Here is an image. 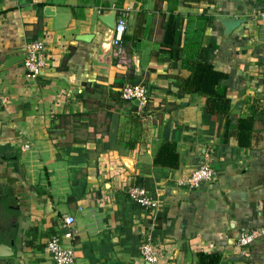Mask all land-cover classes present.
Listing matches in <instances>:
<instances>
[{
  "label": "crops",
  "instance_id": "1",
  "mask_svg": "<svg viewBox=\"0 0 264 264\" xmlns=\"http://www.w3.org/2000/svg\"><path fill=\"white\" fill-rule=\"evenodd\" d=\"M260 1L216 0L207 11L212 26L197 19L203 6L179 0L173 12L182 36L218 45L209 59L227 74L230 112L223 118L203 110L204 97L175 94L186 72L163 46L167 2L0 1V65L39 40L43 70L68 73L72 81L28 80L24 60L0 70V235L15 251L0 264H53L44 247L64 232V216L75 220L74 264H145L146 238L152 264H193L199 253H218L219 264H264ZM112 10L126 17V64L115 48H102L110 29L98 17ZM222 17L245 23L224 38ZM134 81L150 92L148 108L120 99L123 84ZM120 128L127 141L118 140ZM166 142L175 146V168L154 164ZM203 163L212 165L214 181L190 188L185 180ZM136 186L152 203L150 216L128 196ZM31 228L36 241L27 248ZM241 231L256 234L246 248L236 243Z\"/></svg>",
  "mask_w": 264,
  "mask_h": 264
},
{
  "label": "trees",
  "instance_id": "2",
  "mask_svg": "<svg viewBox=\"0 0 264 264\" xmlns=\"http://www.w3.org/2000/svg\"><path fill=\"white\" fill-rule=\"evenodd\" d=\"M159 1L167 2V10L170 13L163 46L169 48V54L173 61L180 62V70L186 72V76L179 79V81L175 84V94L179 96L198 95L204 97L205 105L203 110L206 113L221 118L228 117L230 112V101L227 96V88L223 83L227 78V74L215 70L209 59L210 52L216 50L218 45L213 40H209L205 43L202 40L203 37L200 38L198 35L187 37L185 34L182 36L181 32H179V20L175 19L173 16V12L175 11L179 0ZM215 1L216 0H183V3L185 6L190 7L203 6V11L197 19L201 20V22L205 25L212 26L216 23V21L214 17L207 13V11L215 4ZM260 4L263 6L261 7V12H264V0H261ZM200 32H203L202 28L197 30V33ZM127 83L139 84L135 81ZM147 93L148 101L144 106L145 108H148L149 100L151 98L148 90ZM132 104L135 105L134 102ZM247 123L248 121L246 120L240 121L239 132L244 131V125ZM128 139L129 135L120 128L118 140L127 141ZM154 164L161 166L165 165L171 168L176 167L177 161L175 146L173 143H163L154 159ZM34 230V228L29 230L31 238L24 241V247H32L33 243L36 241ZM220 260L221 256L218 253H199L197 261L193 264H219Z\"/></svg>",
  "mask_w": 264,
  "mask_h": 264
},
{
  "label": "built area",
  "instance_id": "3",
  "mask_svg": "<svg viewBox=\"0 0 264 264\" xmlns=\"http://www.w3.org/2000/svg\"><path fill=\"white\" fill-rule=\"evenodd\" d=\"M115 26L113 30H109L108 39L102 44V48L107 50L115 48L114 56L120 58V62L126 64L121 53V42L126 33V17L125 14L119 12L116 16ZM258 26L261 39L264 42V13L259 15ZM107 45L108 47H105ZM25 59L23 61L25 76L28 80H35L39 77L40 70L45 69V45L37 40L30 42L25 47ZM120 97L125 102H138L140 106H145L148 101L147 89L142 84L124 83L119 90ZM215 179V172L210 163H203L194 169L190 176L185 180V184L190 188H197L201 183H212ZM128 196L140 207L144 208L147 214H152V203L145 195V191L141 187H132L128 190ZM75 220L71 216H64L60 221V229L63 233L55 232L47 241L44 252L50 258L53 264H74V239L77 236L75 230ZM256 239L254 232L241 231L237 237V246L246 248L250 246ZM140 256L148 263L155 261V254L149 239H144L140 245Z\"/></svg>",
  "mask_w": 264,
  "mask_h": 264
},
{
  "label": "water",
  "instance_id": "4",
  "mask_svg": "<svg viewBox=\"0 0 264 264\" xmlns=\"http://www.w3.org/2000/svg\"><path fill=\"white\" fill-rule=\"evenodd\" d=\"M1 1V0H0ZM99 21L108 29L113 30L115 26V20L116 19V12L111 11L107 15H101L98 17ZM221 29H222V36L224 38H227L230 36V34L238 29L241 25L245 23L244 20L240 18H226L222 17L218 20ZM25 55L21 58L20 56H12L8 59H6L1 65H0V70L7 69L17 63H20L25 59ZM39 76L43 77H49V78H54V79H61L64 80L65 82H69L71 84L72 81H69V75L68 73H46L44 70H40ZM136 104H139L138 102H135ZM124 164L128 169L131 168V163L129 160L124 159L123 160ZM15 255L14 251V242L11 241L9 244L6 243H0V259L4 258H11ZM145 264H151L148 262H145Z\"/></svg>",
  "mask_w": 264,
  "mask_h": 264
},
{
  "label": "rangeland",
  "instance_id": "5",
  "mask_svg": "<svg viewBox=\"0 0 264 264\" xmlns=\"http://www.w3.org/2000/svg\"><path fill=\"white\" fill-rule=\"evenodd\" d=\"M0 227H1V225H0ZM1 230V229H0ZM1 239H2V234L0 235V242H1ZM1 243H3V242H1Z\"/></svg>",
  "mask_w": 264,
  "mask_h": 264
}]
</instances>
